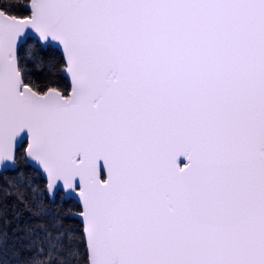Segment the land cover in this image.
<instances>
[{
    "label": "snow or ice",
    "instance_id": "obj_1",
    "mask_svg": "<svg viewBox=\"0 0 264 264\" xmlns=\"http://www.w3.org/2000/svg\"><path fill=\"white\" fill-rule=\"evenodd\" d=\"M0 264H264V0H0Z\"/></svg>",
    "mask_w": 264,
    "mask_h": 264
},
{
    "label": "trees",
    "instance_id": "obj_2",
    "mask_svg": "<svg viewBox=\"0 0 264 264\" xmlns=\"http://www.w3.org/2000/svg\"><path fill=\"white\" fill-rule=\"evenodd\" d=\"M25 146H26V144H25ZM38 182H39L41 185H43V183H44L43 178H38ZM59 202H60L59 197H57V203H59ZM65 207H67V205H65ZM74 223H75L77 226H79L80 221L77 219L76 221H74Z\"/></svg>",
    "mask_w": 264,
    "mask_h": 264
},
{
    "label": "water",
    "instance_id": "obj_3",
    "mask_svg": "<svg viewBox=\"0 0 264 264\" xmlns=\"http://www.w3.org/2000/svg\"><path fill=\"white\" fill-rule=\"evenodd\" d=\"M181 159L183 160L184 158H183V157H181Z\"/></svg>",
    "mask_w": 264,
    "mask_h": 264
}]
</instances>
